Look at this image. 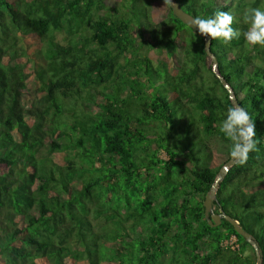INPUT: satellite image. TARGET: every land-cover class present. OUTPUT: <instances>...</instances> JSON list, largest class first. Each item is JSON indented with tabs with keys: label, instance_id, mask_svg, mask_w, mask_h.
<instances>
[{
	"label": "trees",
	"instance_id": "obj_1",
	"mask_svg": "<svg viewBox=\"0 0 264 264\" xmlns=\"http://www.w3.org/2000/svg\"><path fill=\"white\" fill-rule=\"evenodd\" d=\"M175 1L195 17L231 12L241 35L207 50L164 0H0V264H257L205 213L231 158L219 127L234 103L217 72L256 148L213 206L264 264V46L243 36L264 0Z\"/></svg>",
	"mask_w": 264,
	"mask_h": 264
},
{
	"label": "clouds",
	"instance_id": "obj_2",
	"mask_svg": "<svg viewBox=\"0 0 264 264\" xmlns=\"http://www.w3.org/2000/svg\"><path fill=\"white\" fill-rule=\"evenodd\" d=\"M164 3L175 8L174 0H164ZM233 20L231 12L217 11L211 16L192 17L189 22L201 35L227 43L241 35L240 31L232 27ZM244 21L248 25L243 32L247 44L264 46V8L250 9L245 13ZM219 132L230 141L229 155L237 163H244L248 153L256 148L254 120L241 106L233 105L227 108Z\"/></svg>",
	"mask_w": 264,
	"mask_h": 264
},
{
	"label": "water",
	"instance_id": "obj_3",
	"mask_svg": "<svg viewBox=\"0 0 264 264\" xmlns=\"http://www.w3.org/2000/svg\"><path fill=\"white\" fill-rule=\"evenodd\" d=\"M174 4H175V8L171 7L173 9L174 14L179 19H181L185 24H187L191 28H193L189 21H190V18L195 17V16L192 15L191 13L187 12L186 10H184L180 6L179 2H176L174 0ZM205 36H206V48H207V50H209L211 38L208 37L207 35H205ZM212 56H213V62H214V68H215L217 65V59L214 55H212ZM217 76L220 78L222 83L225 85V87L228 88L229 92L231 93V98L233 100L234 105L241 106L238 103V99L234 96L233 90L230 87V85L227 83V81L218 72H217ZM236 163L237 162L235 160L230 158L220 168L215 182L212 184L209 192L206 194V197L204 200L205 213H206V216H209V214L211 215V218L209 219V223L214 225V226L219 225L222 222V217H225L234 226L237 233L243 235L246 238V240L254 247V249L256 251V255H257V264H262L259 246H258L257 242L255 241V239L253 238V236L249 232H247L243 229V227L240 225V223L237 219L232 218L230 215L223 213L222 211L221 212H215V210H214L213 201L216 199L217 190L219 187V181L225 177V175L229 171L230 167H232Z\"/></svg>",
	"mask_w": 264,
	"mask_h": 264
},
{
	"label": "rangeland",
	"instance_id": "obj_4",
	"mask_svg": "<svg viewBox=\"0 0 264 264\" xmlns=\"http://www.w3.org/2000/svg\"><path fill=\"white\" fill-rule=\"evenodd\" d=\"M15 1L21 2L22 0H15ZM108 1H109L108 2L109 5L121 7V5H120L121 0H108ZM155 6H156V4H155ZM160 6L162 7V9L166 8L165 4H159V7ZM154 11H156V7H155ZM160 12L164 13V10H160ZM56 37L62 43H67L69 41V39H70V37L68 36L67 32L64 31V30H62L60 32H57ZM142 53L147 54L150 57H153L155 61H156V59L161 58V54H157L155 49H151V50L142 49ZM153 83L154 82H152V84ZM160 156L163 157V158H168V156L166 155V153L164 151L160 152ZM223 159H224L223 155L221 154V151H220L218 153L216 159L214 160V162L219 164V163L224 161ZM202 245H204V244H202ZM222 245L225 248L226 247H230L231 250H235V249L239 248V243H238L237 237L235 235H232L231 237L224 239L223 242H222ZM244 255H252L254 260L256 259L253 251H251V250H247ZM180 260L174 261L173 264H180V262H179ZM109 264H121V263L119 261H117V260H113V262H110ZM126 264H128V263H126ZM163 264H168L167 260ZM216 264H224V263H219V261H218Z\"/></svg>",
	"mask_w": 264,
	"mask_h": 264
}]
</instances>
